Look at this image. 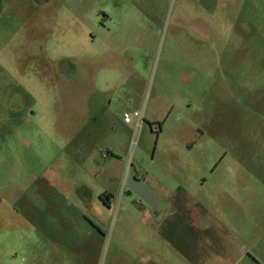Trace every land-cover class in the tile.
<instances>
[{"label":"rangeland","instance_id":"1","mask_svg":"<svg viewBox=\"0 0 264 264\" xmlns=\"http://www.w3.org/2000/svg\"><path fill=\"white\" fill-rule=\"evenodd\" d=\"M163 224L264 264V0H0V264L177 261Z\"/></svg>","mask_w":264,"mask_h":264},{"label":"crops","instance_id":"2","mask_svg":"<svg viewBox=\"0 0 264 264\" xmlns=\"http://www.w3.org/2000/svg\"><path fill=\"white\" fill-rule=\"evenodd\" d=\"M126 112V111H125ZM124 112V113H125ZM124 122V121H123ZM125 124H128L124 122ZM126 177L127 174L123 176L122 183L126 186ZM130 191V190H129ZM131 192V191H130ZM182 211L180 212L179 216L185 217L187 221L182 222L183 228L181 230H184L183 232H186L190 235V237L199 236L197 234V231L195 229H190V227L194 226V220L191 217L190 212H188L187 208L185 206H181ZM174 209V208H173ZM174 213V211H172ZM163 232L166 230L168 231L166 236L170 237L172 240V247L176 251V258L178 260H167L162 256L160 253L159 248H155L153 246L150 247V245H146L145 250H136L134 251V257L131 260L130 264H180L181 262L187 263V264H210L209 261L211 260L213 264L220 263L221 264H243L246 262V260L252 259V261L256 258H251L248 250L241 246H239L240 242L242 241V237L240 234H232L231 236L228 234L226 235L227 240H221L220 243L217 242V239L215 240L216 243L212 244L215 249H219L221 247V252H212V254L209 257H205L202 259L201 256L197 258H193L192 255L195 254V250L191 245H186L185 247H182L179 243L181 230L177 227L173 226L170 228H166L163 224L160 228ZM210 237H213L215 234H208ZM164 236V234L162 235ZM222 236V235H221ZM233 238L236 239L237 244H233ZM232 239V241H231ZM217 244V245H216ZM182 253H185L184 256H182ZM183 257V259L181 258ZM254 257V256H253ZM200 259V260H199Z\"/></svg>","mask_w":264,"mask_h":264},{"label":"water","instance_id":"3","mask_svg":"<svg viewBox=\"0 0 264 264\" xmlns=\"http://www.w3.org/2000/svg\"><path fill=\"white\" fill-rule=\"evenodd\" d=\"M126 187L151 209L158 208L161 200L136 175H127Z\"/></svg>","mask_w":264,"mask_h":264},{"label":"built area","instance_id":"4","mask_svg":"<svg viewBox=\"0 0 264 264\" xmlns=\"http://www.w3.org/2000/svg\"><path fill=\"white\" fill-rule=\"evenodd\" d=\"M123 120L126 123L134 122L135 128H141L144 120L143 110H134L133 112H125L123 113ZM160 127L155 126V130L159 131Z\"/></svg>","mask_w":264,"mask_h":264},{"label":"flooded vegetation","instance_id":"5","mask_svg":"<svg viewBox=\"0 0 264 264\" xmlns=\"http://www.w3.org/2000/svg\"><path fill=\"white\" fill-rule=\"evenodd\" d=\"M139 199V198H138ZM140 200V199H139ZM141 201V200H140Z\"/></svg>","mask_w":264,"mask_h":264},{"label":"trees","instance_id":"6","mask_svg":"<svg viewBox=\"0 0 264 264\" xmlns=\"http://www.w3.org/2000/svg\"><path fill=\"white\" fill-rule=\"evenodd\" d=\"M101 199H103V198H101Z\"/></svg>","mask_w":264,"mask_h":264}]
</instances>
